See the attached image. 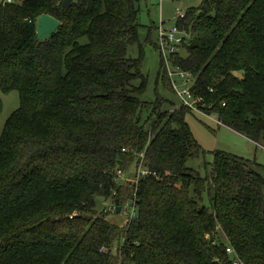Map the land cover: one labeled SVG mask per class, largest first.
<instances>
[{"label":"trees","instance_id":"trees-1","mask_svg":"<svg viewBox=\"0 0 264 264\" xmlns=\"http://www.w3.org/2000/svg\"><path fill=\"white\" fill-rule=\"evenodd\" d=\"M136 1L0 3V90L20 97L0 134V264H232L227 246L264 264L255 163L216 151L210 174H194L192 112L138 97L146 79L127 57L142 28ZM43 15L60 25L38 39ZM178 26L190 38L159 76L173 91L168 64L189 73L206 114L264 142V0H202ZM138 166L149 174L135 184L115 176ZM134 194L127 226L96 215L97 198L122 206Z\"/></svg>","mask_w":264,"mask_h":264},{"label":"rangeland","instance_id":"rangeland-1","mask_svg":"<svg viewBox=\"0 0 264 264\" xmlns=\"http://www.w3.org/2000/svg\"><path fill=\"white\" fill-rule=\"evenodd\" d=\"M7 0H0V3ZM23 0H11L12 3H19ZM202 0H137L136 7L139 9V21L142 24L139 40L127 46V57L138 61V69L146 79L145 91L138 97L145 102H155L158 98L163 101V110L173 111L182 106L181 99L171 90L168 84L159 76L162 65V54L158 48V26L163 23L165 29L177 26L181 14H186L190 8H198ZM181 52V51H180ZM168 69L173 72L171 65ZM141 77L131 83L138 86ZM176 85L181 88L176 76ZM2 99V112L0 114V134L2 133L7 119L20 107V97L17 91L3 93L0 90ZM143 121L147 126L151 124L155 115L150 117L149 112H141ZM150 117V120H148ZM185 121L196 142L202 147V152L196 158L187 162L194 174L200 177H207L210 174L209 164L213 160V153L224 151L250 160L255 163L253 166L256 172L264 176V142L254 143L245 136L233 131L227 126L218 125L216 116H207L203 113L192 112L185 116ZM202 202L208 205L209 190L202 193ZM108 203L101 198L96 200V215H101L107 209ZM108 222L117 226H124L125 216L120 213H109Z\"/></svg>","mask_w":264,"mask_h":264},{"label":"built area","instance_id":"built-area-1","mask_svg":"<svg viewBox=\"0 0 264 264\" xmlns=\"http://www.w3.org/2000/svg\"><path fill=\"white\" fill-rule=\"evenodd\" d=\"M7 3H12L11 0H7ZM178 15L180 16V19L184 18L185 14H181L178 10ZM158 48L162 54L163 59L165 62H169V57L171 54L178 52L179 46L183 44V41L187 38H190L189 33L181 30L179 26H173L172 28L165 29L163 26V23L158 26ZM174 76H176L181 83L179 88L176 85V80H174ZM168 77L170 79L171 86L173 88V91L176 93V95L181 99L182 106L189 109L191 112H199L203 113L207 116H212L209 114H206L204 111L205 108V102L204 99L201 96H196L193 93V85H194V79L191 77V75L187 72L181 71L179 69L175 71H170L168 69ZM222 106H225V103L222 104ZM215 116V115H214ZM218 125H221V122L218 121ZM134 177L128 178L126 173L117 170L115 172L116 178L121 181H131L134 184L139 180L140 177L147 176L149 172L145 169H142L141 166H138L134 169ZM121 212L123 216H125V224L124 227L127 226L134 218L137 216V199L136 195L134 194L133 199L127 200L122 206H121ZM109 213H115V206L110 204L108 205L107 209H104L101 212V215L105 219H107V216ZM74 215H71L70 218H73ZM226 252L230 256L232 264H246L241 258L239 257L238 253L230 246L226 247Z\"/></svg>","mask_w":264,"mask_h":264},{"label":"water","instance_id":"water-1","mask_svg":"<svg viewBox=\"0 0 264 264\" xmlns=\"http://www.w3.org/2000/svg\"><path fill=\"white\" fill-rule=\"evenodd\" d=\"M74 3V0H63V5L64 7H71ZM60 25V22L49 16V15H43L40 16L37 20V38L38 39H45L49 37L50 35L54 34L56 30L58 29ZM115 212L120 213L121 212V206H120V201L116 200L115 201Z\"/></svg>","mask_w":264,"mask_h":264},{"label":"crops","instance_id":"crops-1","mask_svg":"<svg viewBox=\"0 0 264 264\" xmlns=\"http://www.w3.org/2000/svg\"><path fill=\"white\" fill-rule=\"evenodd\" d=\"M21 2V1H20Z\"/></svg>","mask_w":264,"mask_h":264}]
</instances>
